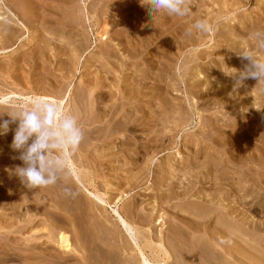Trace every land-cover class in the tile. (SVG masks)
Masks as SVG:
<instances>
[{"label":"rangeland","instance_id":"1","mask_svg":"<svg viewBox=\"0 0 264 264\" xmlns=\"http://www.w3.org/2000/svg\"><path fill=\"white\" fill-rule=\"evenodd\" d=\"M240 1L188 0L190 16L159 12L153 18L141 0L28 1L35 14L23 17L29 27L21 30L25 38L20 34L21 40L12 46L0 41V48L3 44L13 48L0 54V97L11 96L8 103L14 106L52 97L64 113L77 119L83 139L69 156L84 184L74 180L67 163L70 174L55 185L26 188L14 175L15 167L23 163L17 158L19 153L10 148L12 131L0 136V199L7 202L0 200V215L10 220H6L8 225H0V264H23V260L8 261L6 252L25 255L22 259L30 256L29 264H142L144 259L146 264H264V81L249 78L237 85L232 76L249 63L237 55L242 48L264 59V51L250 39L251 33L264 30V0ZM6 11L0 10V22H5ZM193 14L197 20H208L207 32L194 29ZM189 28L192 37L187 34ZM122 59L130 61L125 66L129 69H123L130 75L128 82L141 83L142 78V83L150 86L138 99L139 103L149 101L146 108L161 111L158 102L167 95L158 93L162 84L182 101L169 95L171 102L158 116L166 121V128L133 129L127 119L117 117L112 106L122 84L115 69ZM160 72L165 73L163 79L158 77ZM200 82L203 85L199 87L196 84ZM206 82L215 87L227 84L231 90L226 96L216 92L205 95L203 100L198 93L206 88ZM68 95L63 108L60 100ZM129 110L130 122L142 115V109ZM7 111L9 107L0 106V112ZM154 121L149 124L155 125ZM196 149L201 151L197 158ZM171 178L184 181L182 192L190 180V185H195L192 196L182 199L180 195L179 199L172 195L167 198L170 201L163 197L169 193ZM66 188L73 195L65 194ZM187 203L202 211L207 209L202 205L216 210L208 208L209 215L196 222ZM117 207L134 226L136 241L119 225L114 212ZM175 213H182L186 221L193 219L196 232L186 224L181 228L173 225L182 223L177 218L180 214ZM10 223L15 229L19 226L15 232L8 230ZM61 231L70 235L69 252L57 245ZM170 235L175 239L168 238Z\"/></svg>","mask_w":264,"mask_h":264},{"label":"clouds","instance_id":"2","mask_svg":"<svg viewBox=\"0 0 264 264\" xmlns=\"http://www.w3.org/2000/svg\"><path fill=\"white\" fill-rule=\"evenodd\" d=\"M149 14L164 12L169 16L184 17L190 14L188 0H141ZM193 27L201 32H207L208 22L196 20ZM192 28L187 30L191 35ZM256 48L264 51V31L250 34ZM239 57L247 60L244 71H236L233 76L237 85L246 79L264 81V59L256 52L243 48ZM0 105L10 108V111L0 112V136L12 131L13 138L10 148L19 153L17 157L23 166L14 169V175L28 189H38L55 185L58 180L69 175L67 159L76 150L83 139V132L74 116L64 113L58 103L47 98H33L23 106H14L0 97ZM5 115L8 119H5ZM15 124V128L11 125ZM65 194L73 195L70 189Z\"/></svg>","mask_w":264,"mask_h":264},{"label":"bare ground","instance_id":"3","mask_svg":"<svg viewBox=\"0 0 264 264\" xmlns=\"http://www.w3.org/2000/svg\"><path fill=\"white\" fill-rule=\"evenodd\" d=\"M28 1H30V0H10V1H6V0H4L3 2H0V10L1 11H3V10H7L6 11V13L8 14V16L6 15V17H5V22H0V26H2L1 28H0V41H1V39H2V43L4 42V43H7V45H10L11 44V46H12V44H14V43H16L17 41H19V36H20V34H21V30H24V29H26V30H29L28 28V24H27V22L25 23L24 22V20H23V17L25 16V18L24 19H26L28 16H26L28 13H32V14H35L34 13V9H33V5H31L32 3H30V2H28ZM35 1V0H34ZM238 1H240V0H238ZM242 1V0H241ZM240 1V2H241ZM211 2V1H210ZM126 4H128V2H125ZM124 3V4H125ZM131 3V2H130ZM231 3V2H230ZM133 4H134V2H133ZM132 4V5H133ZM137 5V4H136ZM33 6V7H32ZM129 6H130V4H129ZM203 6V5H202ZM201 6V7H202ZM209 6V5H208ZM36 7V6H35ZM91 7V6H90ZM133 7V6H132ZM135 7V6H134ZM133 7V8H134ZM198 7H199V5H198ZM205 7V6H204ZM210 7V6H209ZM40 8V7H39ZM133 8L131 9V10H133ZM199 9V8H198ZM232 9V8H231ZM125 11V10H124ZM126 11H127V9H126ZM196 11V10H195ZM202 11V10H201ZM203 12V11H202ZM83 13V12H82ZM201 13V12H200ZM166 14V13H165ZM119 16V15H118ZM190 16V15H189ZM35 17V16H34ZM32 18V17H31ZM76 18V17H75ZM134 18V17H133ZM4 19V18H3ZM44 19V18H43ZM123 19V18H122ZM191 19L194 21V19L195 20H197L198 19V16H196V15H194L193 14V16L191 17ZM204 19V18H203ZM206 19V18H205ZM1 20H2V18H1ZM31 20V19H30ZM29 20V21H30ZM34 20H36V18L34 19ZM28 21V22H29ZM181 21V20H180ZM186 21V20H185ZM208 21V20H207ZM176 22V21H175ZM186 23V22H185ZM32 24V23H31ZM123 24V23H122ZM152 25V24H151ZM188 25V24H187ZM155 26V25H154ZM151 27V26H150ZM154 28V27H153ZM195 29V28H194ZM118 30H121V28L120 29H118ZM122 30H123V28H122ZM121 30V31H122ZM171 30V29H170ZM178 30V29H177ZM183 30V29H182ZM121 31H119V32H121ZM128 31V30H127ZM264 31V30H263ZM24 32V31H23ZM23 32H22V34H23ZM107 32V31H106ZM114 32V31H113ZM117 32V31H116ZM115 32V33H116ZM169 32V31H168ZM198 32V31H197ZM216 33V32H215ZM21 34V35H22ZM106 34V33H105ZM108 34V33H107ZM106 34V35H107ZM118 34V33H117ZM121 34V33H120ZM162 34V33H161ZM217 34V33H216ZM172 35V34H171ZM206 35V34H205ZM117 36V35H116ZM21 37H24L23 35L21 36ZM102 37L104 38V40L107 38H105V36H104V34L102 35ZM175 37H176V35H175ZM186 37V36H185ZM190 37H192L191 35H190ZM25 38V37H24ZM152 38V37H151ZM165 38V37H164ZM189 38V37H188ZM198 38H200V37H198ZM135 39V38H134ZM155 39V38H154ZM195 39V38H194ZM21 40V39H20ZM152 40V39H151ZM150 40V41H151ZM203 40V39H202ZM186 41V40H185ZM189 41V40H188ZM251 41V40H250ZM130 42V41H129ZM143 43V42H142ZM191 44V43H190ZM232 44V43H231ZM244 44V43H243ZM5 45V47H3V48H0V54H2V53H6V52H9V51H11V50H13V48L12 47H6V44H3L2 46H4ZM234 45V44H233ZM21 46V45H20ZM129 46V45H128ZM252 46V45H251ZM132 47V46H131ZM232 47V46H231ZM234 47V46H233ZM235 47H237V46H235ZM12 48V49H11ZM128 48V47H127ZM238 48V47H237ZM239 48H240V46H239ZM243 49V48H242ZM130 51V50H129ZM111 52V51H110ZM125 52V51H124ZM127 52V51H126ZM234 52V51H233ZM118 56V55H117ZM130 56V55H129ZM154 56V55H153ZM166 56V55H165ZM43 57V56H42ZM122 57V56H121ZM131 58H132V56H131ZM110 59V58H109ZM212 59V58H211ZM107 60V59H106ZM157 60V59H156ZM134 61V60H133ZM173 61V60H172ZM130 62V61H129ZM129 62H128V60H125V59H122V64L121 65H119V66H116L117 68L115 69V70H117L118 71V73H119V76L117 77V79H118V82H119V84L121 83L122 84V86H118V87H120L119 88V96H118V98L115 100V103L113 104L114 106H112V108H113V110H114V112L116 113V115H117V117L118 116H120V120H121V118H125V119H127L128 120V123H130V125H131V127L130 128H135L136 129V127H139V126H141L142 128H144V129H150V128H154V127H157V126H162V127H164L165 126V124H166V121L165 120H163V118L162 117H160L161 119H158V116L159 115H161V111H162V109H164V107L166 106V104H167V102H168V99L170 100V98H172V97H170L171 95H170V88H168L167 89V87H165V89L163 88V84H162V86H160V87H158V93L160 92V94H163L164 92H166L165 94H167L165 97H163V98H161L160 97V100H159V102H158V104H159V108L161 107L162 109H161V111H160V109L159 110H150V108H146V106H148L149 107V104L148 105H146L147 104V102H149V101H143V102H138V99H140L139 97H141V96H143L144 94H145V92H146V90L147 89H149L150 88V86H149V88H148V85H146V83H142V78L139 80V81H141V83L139 82V83H137L136 82V80L134 81V82H128L129 81V79H130V75L129 74H125V73H123V69H124V67L125 66H127L128 64H129ZM229 62V61H228ZM151 63V62H150ZM222 63V62H221ZM115 64V63H114ZM113 64V65H114ZM132 63H130V65H131ZM202 64V63H201ZM133 65V64H132ZM131 65V66H132ZM228 65V64H227ZM244 65V64H243ZM131 66H129V67H131ZM126 68V67H125ZM166 68V67H165ZM164 68V69H165ZM246 68V67H245ZM245 68H241V70L240 71H244V69ZM129 68L127 67L124 71H127ZM163 69V70H164ZM237 69V68H236ZM2 70V69H1ZM113 70V69H112ZM146 70V69H145ZM144 70V71H145ZM209 70V69H208ZM103 71V70H102ZM164 71H166V70H164ZM146 72V71H145ZM189 72V71H188ZM147 73V72H146ZM14 74V73H13ZM157 74V73H156ZM25 75V74H24ZM164 75H165V73L164 72H160V73H158V77H159V79H163V77H164ZM142 77V76H141ZM131 78H133V77H131ZM176 78V77H175ZM143 79H145V78H143ZM208 79L206 78V81H207ZM211 80V79H210ZM209 80V81H210ZM220 80V79H219ZM212 81V80H211ZM210 81V82H211ZM127 83L126 85H123L124 83ZM153 82V81H152ZM159 82V81H158ZM89 83V82H88ZM201 83V82H200ZM196 84V85H198L199 87L201 86V85H203V83H201V84ZM26 84V83H25ZM120 84V85H121ZM206 84V88L205 89H202V88H200L201 89V91L198 93V97H200V99H203V97H205V95H210V96H213V94H214V92H216V93H218V94H221V96L222 95H224V96H226V94H228V92L231 90V87H229V86H227V84L225 85V84H223L222 86H220V87H215L214 85H212L211 83H205ZM222 84V83H221ZM84 85V84H83ZM159 85H161V84H159ZM230 85V84H229ZM147 86V87H146ZM153 86V85H152ZM164 86H165V84H164ZM197 86V87H198ZM58 87V86H57ZM156 87V88H157ZM56 88V87H55ZM61 89V88H60ZM153 89V88H152ZM174 89V88H173ZM173 89H171V90H173ZM84 90V89H83ZM150 90V89H149ZM166 90V91H165ZM168 90V91H167ZM95 91V90H94ZM108 91V90H107ZM145 91V92H144ZM61 92V91H60ZM80 92V91H79ZM86 92V91H85ZM236 92V91H235ZM147 93V92H146ZM149 93V92H148ZM264 93V92H263ZM60 94H62V93H60ZM116 94V93H115ZM232 94V93H231ZM11 95V94H10ZM59 95V94H58ZM66 95H67V92H66ZM170 95V96H169ZM194 95V94H193ZM173 96V99H175L174 98V96L176 97V95L174 94V95H172ZM3 99H4V101L6 102V104L8 103V102H10L11 101V96H9V95H3V96H1ZM43 97V96H42ZM69 95H68V97L66 98V97H64V98H62L61 100H60V103H61V105H63V108H65L66 106H67V101L69 100ZM170 97V98H169ZM215 97V96H214ZM256 97V96H255ZM44 98H47V99H50V100H52L53 102H55V103H57L58 102V100L57 99H55V98H52V97H44ZM72 98V97H71ZM86 98V97H85ZM177 98V97H176ZM67 99V100H66ZM149 99V98H148ZM180 99V98H179ZM178 99V100H179ZM209 99H211V98H209ZM250 99V98H249ZM119 100V101H118ZM175 100H177V99H175ZM177 100V101H178ZM204 100V99H203ZM206 100H207V98H206ZM212 100V99H211ZM72 101V100H71ZM82 101V100H81ZM118 101V102H117ZM142 101V100H141ZM180 101V100H179ZM219 101H221V100H219ZM218 101V102H219ZM255 101V100H254ZM83 102V101H82ZM90 102V101H89ZM138 102V103H137ZM154 102V101H153ZM169 102H171V101H169ZM168 102V103H169ZM180 102H182V101H180ZM216 102V101H215ZM263 102V101H262ZM207 103V102H206ZM238 103V102H237ZM248 103V102H247ZM15 104V103H14ZM212 104V103H211ZM215 104V103H214ZM213 104V105H214ZM105 105V104H104ZM169 104H167V106H168ZM170 105H171V103H170ZM176 105V104H175ZM174 105V106H175ZM178 105V104H177ZM181 105V104H180ZM213 105H211V107L213 106ZM1 106V105H0ZM4 106V105H3ZM205 106V105H204ZM228 106V105H227ZM107 107V106H106ZM105 107V108H106ZM145 107V108H144ZM157 107V106H156ZM208 107V106H207ZM229 107V106H228ZM261 107V106H260ZM8 108V107H7ZM108 108V107H107ZM110 108V107H109ZM112 108H110L111 110H112ZM166 108V107H165ZM4 109H6V108H4ZM129 109H134V111L135 110H137V109H142V111H140V113L142 112V115L141 114H138L140 117L138 118V116L136 117V118H138V119H136L135 121H134V119H133V122H130L129 121V118H130V114H132V112L129 110ZM176 109V108H175ZM183 109V108H182ZM181 109V110H182ZM9 110V109H8ZM171 110H173V107H172V109ZM177 110V109H176ZM176 110H174V111H176ZM63 111H64V109H63ZM138 111V110H137ZM167 111V110H166ZM165 111V112H166ZM179 111V110H178ZM110 112V111H109ZM114 112H112L113 114H115ZM139 112V111H138ZM165 112L164 113H162L163 115L165 114ZM195 112V111H194ZM168 113H170V112H168ZM175 113V112H174ZM116 115H114V116H116ZM167 115V114H166ZM165 115V117H167ZM180 116V115H179ZM157 117V118H156ZM164 117V116H163ZM165 117H164V119H165ZM169 117V116H168ZM170 117H172V114L170 113ZM174 117V116H173ZM119 118V117H118ZM181 118V117H180ZM215 118V117H214ZM117 119V118H116ZM167 120H168V118H166ZM126 120V121H127ZM155 120V121H154ZM169 120H170V118H169ZM168 120V121H169ZM117 121H118V119H117ZM156 122L155 123V125L153 124H149L150 122ZM217 121V120H216ZM120 122V121H119ZM128 123H126V124H128ZM167 123H169L170 124V122H167ZM210 123V122H209ZM169 124H167V126L169 125ZM173 124V123H172ZM180 124V123H179ZM213 125V124H212ZM215 125H216V123H215ZM125 126H127V125H125ZM235 126V125H234ZM140 128V127H139ZM164 128H166V126L164 127ZM163 128V129H164ZM221 131V130H220ZM163 134V133H162ZM213 134V133H212ZM204 135V134H203ZM220 135H222V134H220ZM205 136V135H204ZM175 138V137H174ZM202 138L204 139L205 137H203L202 136ZM207 138V137H206ZM172 139V138H171ZM201 139V138H200ZM187 141V140H186ZM200 141V140H199ZM201 142H202V140H201ZM131 143V142H130ZM162 143V142H161ZM83 144V143H82ZM189 144V143H188ZM81 146V145H80ZM169 146H171V145H169ZM203 150V149H202ZM215 150V149H214ZM196 154H197V156H194L195 158H197V157H199V154L201 153V151L198 149H196ZM203 152V151H202ZM18 153V152H17ZM209 154H210V152H208ZM111 154H112V152H111ZM196 154H194V155H196ZM208 154V155H209ZM201 155V154H200ZM203 155V154H202ZM206 156V155H205ZM256 156V155H255ZM211 157V156H210ZM208 158V157H207ZM200 159V158H199ZM209 159H211V158H209ZM69 160L71 161V162H69ZM198 160V159H197ZM207 160V159H206ZM192 161V160H191ZM195 161V160H194ZM193 161V162H194ZM251 161V160H250ZM207 162H208V160H207ZM13 163V162H12ZM17 163V162H16ZM23 163V162H22ZM67 163H70L71 164V168H72V170H73V173H74V180L79 184V185H81V186H83V184H84V182H83V179H82V176H81V174H80V170H78V168L74 165V160L71 158V156H68V159H67ZM198 163V162H197ZM209 163V162H208ZM193 163L192 162H190V164H189V166H191ZM198 164H200V163H198ZM214 164V166L215 165H217L216 163H213ZM6 165V164H5ZM173 164L171 163V170H173V168H174V166H172ZM187 165V164H186ZM209 165H211V164H209ZM2 166V165H1ZM11 166H12V164H11ZM221 166V165H220ZM3 167V166H2ZM15 167V166H14ZM168 168H169V166H167ZM166 167V168H167ZM208 167V166H207ZM213 167V166H212ZM212 167H210V168H212ZM16 168V167H15ZM165 168V167H164ZM165 168V169H166ZM167 168V169H168ZM219 168V167H218ZM164 169V170H165ZM166 169V170H167ZM208 169H209V167H208ZM213 169V168H212ZM157 170V169H156ZM211 170V169H210ZM162 171V170H161ZM208 171V170H207ZM219 171V170H218ZM261 171V170H260ZM10 172V171H9ZM142 172V171H141ZM164 172V171H163ZM162 172V173H163ZM12 173V172H11ZM165 173V172H164ZM163 173V174H164ZM168 173V172H167ZM170 173H171V171H170ZM199 173H201V172H199ZM205 173V172H204ZM169 174V173H168ZM172 174V173H171ZM171 174H169V175H171ZM210 174H212V173H210ZM191 175V174H190ZM204 175V174H203ZM207 175V174H206ZM165 176V175H164ZM163 176V177H164ZM198 176H200V175H198ZM173 177V176H172ZM137 178V177H136ZM166 179H167V177H165ZM163 179V178H162ZM135 180V179H134ZM171 180V183H169L168 184V186H167V189H168V191L167 192H169L168 194H167V192H166V194L167 195H163V197H165L166 199L168 198L169 199V197H171V198H173L174 196H172V195H178V197H179V199H180V195H181V197H182V199H184V198H189L190 196H192V191L195 189L194 187H195V185L194 186H192V185H190V180L188 181V184L189 185H185L186 187L184 188V190H183V192L180 190V189H182L184 186H182L183 184H184V181L183 182H180L179 180H172V178L170 179ZM3 181V180H2ZM19 181V180H18ZM157 181H159V180H157ZM161 181V180H160ZM166 182V181H165ZM192 182V181H191ZM161 185H162V183H160ZM165 184V183H164ZM160 185V186H161ZM16 186V185H15ZM18 186V185H17ZM16 186V187H17ZM22 187V186H21ZM166 189V190H167ZM36 191V190H35ZM40 191V190H39ZM43 191V190H42ZM53 192V191H52ZM192 192V193H191ZM6 193H8V192H6ZM64 193V192H63ZM229 194V193H228ZM8 195V194H7ZM11 195V194H10ZM159 195V194H158ZM3 196V194L1 195V197ZM6 196V194L3 196V197H5ZM36 196V195H35ZM7 197V196H6ZM5 197V198H6ZM10 197V196H9ZM41 197V196H40ZM62 197V196H61ZM162 197V196H161ZM21 198V197H20ZM48 198H49V196H48ZM63 198V197H62ZM96 198L100 201L101 200V202H103V203H105V201L101 198V197H99V196H96ZM170 198V199H171ZM2 199V198H1ZM0 199V200H1ZM12 199V198H11ZM10 198H8L7 199V201L9 200H11ZM18 199V198H17ZM27 199V198H26ZM70 199V198H69ZM134 199V198H133ZM167 199V200H168ZM4 200V199H3ZM3 200H1V201H3ZM20 200V199H19ZM30 200V199H29ZM29 200H28V202H29ZM46 200V199H45ZM60 200V199H59ZM63 200V199H62ZM38 201V200H37ZM168 201H170V200H168ZM173 201V200H172ZM185 201V200H184ZM207 201V200H206ZM209 201V200H208ZM3 202H5V201H3ZM12 202V201H11ZM14 202H15V200H14ZM19 202H21V200L19 201ZM47 202V201H46ZM55 202V201H54ZM192 202V201H191ZM190 202V203H191ZM5 203H7V202H5ZM33 203H34V201H33ZM182 203H185V202H182ZM195 203V202H194ZM234 203V202H233ZM13 204V203H12ZM32 204V203H31ZM49 204V203H48ZM47 204V205H48ZM187 204H189V203H187ZM205 204V203H204ZM15 205H17V203H15ZM135 205V204H134ZM190 205H192V204H189V211H190V214H191V216L190 217H192V216H194V220L196 221L197 220V218H200V217H202V216H207V215H209V213H208V211L207 210H209L210 209V211L213 209V210H216V209H214L215 207H213L212 208V206H211V208H210V205H202V206H204V207H206L207 209H205L204 210V208H203V211H202V209L201 208H196V206L195 207H192V206H194V205H196V204H194V205H192V206H190ZM197 205H199V204H197ZM31 206V205H30ZM34 206V205H33ZM50 206V205H49ZM64 206V205H63ZM183 206V205H182ZM16 207V206H15ZM40 207V206H39ZM44 207V206H43ZM42 207V208H43ZM73 207V206H72ZM14 208V207H13ZM31 208V207H30ZM46 208V207H45ZM209 208V209H208ZM217 208V207H216ZM68 209V208H67ZM71 209V208H70ZM75 209V208H74ZM131 209V208H130ZM14 210V209H13ZM136 210V209H135ZM218 210H219V208H218ZM180 211V210H179ZM247 211V210H246ZM11 212V211H10ZM9 212V213H10ZM19 212V211H18ZM114 212H115V215H116V218H117V221H118V223H119V225L122 227V228H125L126 230H127V232L132 236V238L134 239V241H136V236L134 235V231H135V229H134V226L127 220V218L123 215V213H121V210H119L118 209V207L117 208H114ZM220 212H222V211H220ZM11 213H13V212H11ZM37 213V212H36ZM59 213V212H58ZM125 213V212H124ZM194 215H193V214ZM40 214V213H39ZM64 214V213H63ZM176 214V213H175ZM180 214V217H183V214L182 213H179ZM179 214H176V215H179ZM189 214V212H188V215H190ZM7 215V214H6ZM65 215V214H64ZM187 215V216H188ZM211 215V214H210ZM219 215H221V214H219ZM225 215V214H224ZM12 216H13V214H12ZM11 216V217H12ZM15 216V215H14ZM25 216V215H24ZM31 216H33V215H31ZM54 216V215H53ZM185 216V215H184ZM195 216H196V219H195ZM6 217V219L3 217L2 218V216L0 215V225H4V222H6V220H7V222L9 221L10 222V220L7 218L8 216H5ZM10 217V218H11ZM35 217V216H34ZM180 217H177L178 218V220L181 222V220H182V223L180 224L179 222V224L178 223H175V222H173V223H175V224H173V225H177L179 228H181V226H183L182 224H186V225H188L187 226V228L189 227L190 229H191V231H193L192 233L194 234V231H195V228H197L195 225L197 224L196 222H194L193 223V221L191 220V222H189L188 221V219H190V218H188L187 219V221L186 220H184V217H183V219H181ZM186 217V216H185ZM210 217V216H209ZM224 217V216H223ZM71 218V217H70ZM12 220H13V217L11 218ZM15 219H17V218H15ZM14 219V220H15ZM65 219V218H64ZM69 219V218H68ZM161 219V218H160ZM202 219V218H201ZM205 219V218H204ZM5 220V221H4ZM26 220V219H25ZM24 220V221H25ZM31 220V222L34 220V218H33V220L32 219H30ZM30 220L28 221L29 223H30ZM18 221V220H17ZM74 221V220H73ZM142 221V220H141ZM184 221V222H183ZM225 221V220H224ZM223 221V223L225 224V222ZM228 221V220H227ZM6 222V225H8V223ZM12 222H14V221H12ZM20 222V221H19ZM21 222H23V221H21ZM27 222V225L29 224ZM176 222H177V220H176ZM3 223V224H2ZM38 223V222H37ZM171 223V222H170ZM196 223V224H195ZM228 223V222H227ZM226 223V224H227ZM18 224H20V223H18ZM59 224V223H58ZM60 224H61V222H60ZM245 224V223H244ZM249 224V223H248ZM16 225V224H15ZM20 225H22V224H20ZM186 225H184V226H186ZM24 226H26V224L24 225ZM7 227V226H6ZM16 227V226H15ZM19 226H17V228H18ZM23 227V226H22ZM16 228V229H17ZM80 228V227H79ZM204 228V227H203ZM232 228V227H231ZM2 229V228H1ZM16 230L15 228H14V224L12 225V223H10V225H9V228H8V230L9 231H14V230ZM21 229V228H20ZM19 229V230H20ZM23 229V228H22ZM57 229V228H56ZM59 229V228H58ZM63 229V228H62ZM173 229V228H172ZM177 229V228H176ZM183 229V228H182ZM52 230V229H51ZM178 230V229H177ZM173 231V230H172ZM1 232V231H0ZM15 232V231H14ZM19 232V231H18ZM188 232V231H187ZM196 232V231H195ZM56 233V232H55ZM59 233V232H58ZM167 233V232H166ZM169 233V232H168ZM170 233H173V232H170ZM191 233V234H192ZM237 233V232H236ZM53 234V233H52ZM192 234V235H193ZM198 234V233H197ZM208 234H209V231H208ZM211 234V233H210ZM78 235V234H77ZM174 235V234H173ZM70 235H68V234H66L65 232H60V234H58V244L57 245H59L60 247V249L62 250V251H65V252H69V250L71 251V246H72V244H71V239H70V237H69ZM167 236V235H166ZM176 236V235H175ZM195 236V235H194ZM261 236V235H260ZM4 237V236H3ZM171 237V235L170 236H168V238H170ZM205 237V236H204ZM236 237V236H235ZM256 237V236H255ZM1 238V237H0ZM5 238V237H4ZM54 238V237H53ZM167 237L165 238V240L166 239H168ZM173 237H171V239H172ZM187 238V237H186ZM223 238V237H222ZM241 238V237H240ZM28 239V238H27ZM170 239V240H171ZM175 238H173L172 240H174ZM236 239V238H235ZM56 240V239H55ZM226 240V239H225ZM13 241V240H12ZM29 241V240H28ZM176 241H177V239H176ZM199 241V240H198ZM2 242H4V241H2ZM56 242V241H55ZM169 242V241H168ZM25 243V242H24ZM183 243V242H182ZM190 243V242H189ZM194 243V242H193ZM192 243V244H193ZM229 243V242H228ZM29 244H30V241H29ZM27 244L26 246H29V247H27L28 249L30 248V245H32L34 248H35V245L36 244ZM136 244H138V242H136ZM168 244V243H167ZM238 244V243H237ZM2 245H3V243H2ZM12 245V244H11ZM181 245V244H180ZM235 245V244H234ZM1 246V245H0ZM6 246L8 247L9 245H8V243L6 244ZM6 246H4V247H6ZM31 246V247H32ZM171 246V245H170ZM183 246V244L181 245V247ZM25 247V246H24ZM194 247V246H193ZM238 247V246H237ZM18 248V247H17ZM171 248V247H170ZM183 248V247H182ZM226 248V247H225ZM234 248V247H233ZM1 249V248H0ZM10 249L11 248H6V250L8 251H10ZM22 249H24V248H22ZM172 249H174V247L172 248ZM232 249V248H231ZM258 249V248H257ZM19 250H20V248H19ZM30 250V249H29ZM32 251H33V249H31ZM235 250V249H234ZM237 250V249H236ZM260 250V249H259ZM11 251H12V249H11ZM13 251H15V250H13ZM24 251V250H23ZM22 250H21V252H23ZM172 251V250H171ZM227 251V250H226ZM18 252V251H17ZM26 252H27V250H26ZM30 252V251H29ZM204 252V251H203ZM238 252V251H237ZM242 252V251H241ZM23 253H25V252H23ZM140 253H141V256H143L144 255V252L140 249ZM186 253V252H185ZM195 253V252H194ZM232 253V252H231ZM22 254V253H21ZM6 259L8 260V261H12V260H14V259H17V260H23L22 262H23V264H24V262H25V264L26 263H28L29 264V262L32 260V259H28V258H30V256H28V257H26L25 259H22V257H24V256H22V255H17V254H15V252L14 253H12V254H10L9 252H6ZM31 255V254H30ZM184 255V254H183ZM186 255V254H185ZM184 255V256H185ZM192 255V254H191ZM241 255H243V254H241ZM33 256V255H32ZM36 256V255H35ZM34 257V256H33ZM183 257V256H182ZM4 258H5V256H4ZM181 258V257H180ZM5 261V262H8V261ZM28 260H29V262H28ZM4 261V260H3ZM34 261V260H33ZM85 261H86V259H85ZM246 261V260H245ZM131 262V261H130ZM133 262V261H132ZM263 262V261H262ZM248 263V262H247ZM32 264V263H31ZM39 264V263H38ZM41 264H43V263H41ZM88 264V263H87ZM142 264H146L145 263V259L143 260V263ZM217 264V263H216Z\"/></svg>","mask_w":264,"mask_h":264}]
</instances>
